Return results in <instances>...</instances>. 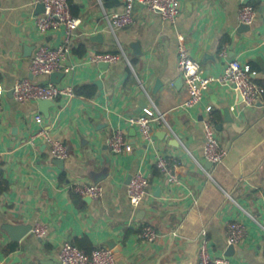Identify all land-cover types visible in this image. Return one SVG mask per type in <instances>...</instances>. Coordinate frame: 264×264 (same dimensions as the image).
Masks as SVG:
<instances>
[{
    "label": "crops",
    "instance_id": "1",
    "mask_svg": "<svg viewBox=\"0 0 264 264\" xmlns=\"http://www.w3.org/2000/svg\"><path fill=\"white\" fill-rule=\"evenodd\" d=\"M242 0H181L175 25L138 4L134 23L111 32L104 15L121 9L122 0H73L75 17L82 23L72 40L76 69L60 82L75 91L91 88L92 96L76 94L53 101L50 117L38 102L19 103L11 92L23 78L33 76L30 64L41 44L58 46L62 31L39 34L35 0H0V90L4 111L0 121V264H42L55 261L62 244L80 242L84 248L108 247L116 264H199L202 238L213 257L231 264H264V96L257 106L244 108L238 93L212 85L202 102L183 108L187 98L178 70V35L185 37L192 57L201 64L203 76L220 75L237 59L264 81V0H247L257 11L250 30L240 32L238 9ZM75 12V13H74ZM102 34L103 38H91ZM138 43L137 52L132 47ZM86 49L83 56L74 51ZM27 48L30 51H27ZM141 51V54L139 52ZM122 52L126 55H122ZM225 55L222 56L221 53ZM92 53L121 54L108 69L85 62ZM162 86L157 88L158 82ZM100 84V85H98ZM154 105L170 126L156 127L152 143L128 124L129 117ZM212 107L220 143L229 151L224 162L210 170L203 156L202 120ZM230 108L233 123L225 118ZM42 126L69 150L59 167L45 143L31 142ZM126 134L130 150L113 154L108 140L115 130ZM157 154L179 162L180 185H170L157 170ZM207 169V168H206ZM142 172L150 180L149 195L138 209L127 197L128 179ZM101 183L104 196L87 202L73 185ZM240 222L246 236L226 255L227 228ZM49 227L44 239L31 232L13 242L5 224ZM153 226L156 242L140 238V230Z\"/></svg>",
    "mask_w": 264,
    "mask_h": 264
},
{
    "label": "built area",
    "instance_id": "2",
    "mask_svg": "<svg viewBox=\"0 0 264 264\" xmlns=\"http://www.w3.org/2000/svg\"><path fill=\"white\" fill-rule=\"evenodd\" d=\"M141 4L150 13L159 14L163 20L175 25L181 15V0H122L121 9L111 14L104 15L108 29L116 33L120 29L130 27L134 23L135 6ZM35 5H43L44 11L37 14L35 23L40 35L45 36L51 32L62 31L63 42L58 46L41 44L37 47L30 64L33 76L50 77L53 73L62 72L71 74L76 69V64L70 62L72 57V40L79 29L82 20L72 14L68 0H35ZM257 16V11L247 0H242L238 9V20L242 25L251 26ZM122 55H126L122 52ZM113 53H92L84 60L90 64L116 63L122 56ZM178 70L182 76L187 92L183 108L198 106L212 85L229 87L241 95V105L252 108L262 101L263 90L255 80L256 72L249 65H244L237 59L230 60L224 71L218 76L206 75L201 72V64L194 59L187 47L185 37L178 35L177 47ZM225 55L224 52L221 53ZM13 98L19 103L38 102L39 100L55 101L59 98H71L76 95L74 87L70 85L48 82H36L30 78L17 80L12 88ZM3 90H0V121L4 111L2 101ZM41 126L31 136V142L41 141L49 148L54 159L66 160L69 150L65 143L52 136L43 124V116L35 117ZM127 122L136 127L144 141L152 143L156 127L164 126L170 129L165 115L151 105L135 116L129 117ZM203 126V156L206 162L216 167L224 162L228 156V149L224 147L217 136L216 121L212 114V107L207 109V115L202 120ZM108 147L113 154H123L130 150L126 134L122 129H117L108 140ZM2 155L0 154V162ZM158 171L165 177L170 185H180L178 177L179 162L167 155L157 154L155 160ZM203 172L211 177L210 170L201 167ZM73 191L83 198L99 201L104 196V186L101 183L73 185ZM150 180L142 172L135 173L127 185V197L130 205L138 209L149 195ZM31 233L39 239H44L49 234V227L36 223ZM228 243L238 244L246 236V228L240 222L231 223L227 228ZM140 238L151 243L156 242L160 233L151 225L144 226L139 233ZM59 264H116V253L108 247H96L87 252L73 243L66 241L62 244L57 255ZM199 264H231L227 258L213 257L210 254L208 240L201 239L199 247Z\"/></svg>",
    "mask_w": 264,
    "mask_h": 264
},
{
    "label": "water",
    "instance_id": "3",
    "mask_svg": "<svg viewBox=\"0 0 264 264\" xmlns=\"http://www.w3.org/2000/svg\"><path fill=\"white\" fill-rule=\"evenodd\" d=\"M43 11H44L43 5H38V8H37L38 14L42 13ZM248 30H250V26L242 24L240 26V30L239 31L240 32H246ZM102 38H103L102 34H97V35L93 36L91 38V40L95 41V40H100ZM132 47L135 49V52H137L139 44L135 43V44L132 45ZM27 51H30V50L27 48ZM139 54H141V51L139 52ZM109 66H110L109 63H100V67L103 68V69H108ZM64 77H65V75L62 72L53 73L50 76V82L55 83V84H59ZM180 83L184 84L182 77L180 79H178L176 85H178ZM98 85H100V84H98ZM160 86H162V83L159 81L157 83V88H159ZM9 94L12 96L13 95L12 91ZM238 96H239V101L241 102L242 101L241 95L238 94ZM54 104L55 103L53 101H48V100H39L38 101L40 112L42 114H44L45 117H47V118L50 117L49 111H50L51 107H54ZM139 105L142 108V107H146L147 103L144 100H141ZM224 112H225L226 121L229 122V123H233L234 122V118L232 117L230 108H228V107L225 108ZM54 160H55V163L59 167L62 168V166H63L65 161L62 160V159H54ZM206 168L207 169H211L212 168V164L207 162L206 163ZM130 179H131V177L128 179V182H130ZM86 201L90 202V201H92V199L86 198ZM3 230L8 234V236H9L11 241H13V242H21V240H23L31 232L32 225H12V224H8L7 223V224H5L3 226ZM233 251H234V245H230L226 255L231 256L233 254ZM42 264H59V263H56L55 261L51 260V261H43Z\"/></svg>",
    "mask_w": 264,
    "mask_h": 264
},
{
    "label": "trees",
    "instance_id": "4",
    "mask_svg": "<svg viewBox=\"0 0 264 264\" xmlns=\"http://www.w3.org/2000/svg\"><path fill=\"white\" fill-rule=\"evenodd\" d=\"M68 2H69V4H70V6H71V11H72V14H73V11H75V8H74V5H73V0H68ZM75 13V12H74ZM74 15V14H73ZM75 16V15H74ZM78 56H83V55H85V53H86V49L85 48H83V47H80L78 50H76V51H74ZM257 82V84L262 88V90H263V96H264V81L263 80H258V81H256ZM89 89H91V88H88V87H82V88H80L79 90H76V94L78 93V94H80V95H87V96H92L93 95V93H94V91H92V92H89L88 93V90ZM158 170V169H157ZM74 245H76V246H78L79 248H81V249H83V250H85V251H87V252H91L93 249L92 248H88V247H85L84 248V246L80 243V242H78V243H73Z\"/></svg>",
    "mask_w": 264,
    "mask_h": 264
}]
</instances>
